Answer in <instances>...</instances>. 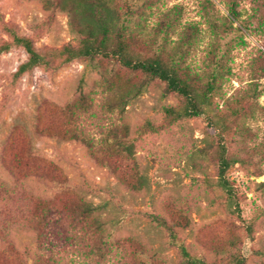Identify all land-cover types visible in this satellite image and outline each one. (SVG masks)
I'll use <instances>...</instances> for the list:
<instances>
[{"label":"rangeland","instance_id":"obj_1","mask_svg":"<svg viewBox=\"0 0 264 264\" xmlns=\"http://www.w3.org/2000/svg\"><path fill=\"white\" fill-rule=\"evenodd\" d=\"M238 2L240 16L233 22L224 0H165L159 10L178 5L181 24L197 27L185 65L199 74L205 71L213 43L212 26H229L234 42L226 60L229 74L214 100L218 117L229 113L248 85L256 88L250 110L236 125L226 120L227 146L239 158L228 175L241 219L226 212L223 196L213 186L218 136L210 133L203 118L169 123L162 109L180 107L182 98L167 91L164 83L151 82L120 114H107L98 108V74L85 61L60 65L53 60L51 69L35 68L16 79L14 73L27 55L14 47L0 55V264H28V256L41 254L31 223L47 203L68 208L77 196L99 207L104 229L116 238L106 264H139L145 259L149 264H179L166 232L150 222L152 215L175 225L178 239L207 263L231 264L232 256L239 254L244 264H264V78L257 75L264 70L254 73L250 67L252 60L264 56V26L254 16L257 2L263 0ZM155 17L156 13L152 22ZM5 27L32 39L42 54L77 45L67 15L46 11L37 0H0V43L11 40ZM177 38L171 37V47ZM254 67L264 69V62ZM82 95L94 105L93 114L70 124L66 108L75 106ZM146 121L157 132L146 131ZM74 129L90 139L91 148L67 138ZM112 132L122 136L130 152L110 151ZM48 170L52 179L70 188L50 190L43 179ZM136 174L146 178L147 188L141 192L129 189ZM246 224L251 226L249 233ZM71 232L76 240L59 249L58 264L82 263L92 244L84 229Z\"/></svg>","mask_w":264,"mask_h":264},{"label":"trees","instance_id":"obj_2","mask_svg":"<svg viewBox=\"0 0 264 264\" xmlns=\"http://www.w3.org/2000/svg\"><path fill=\"white\" fill-rule=\"evenodd\" d=\"M46 11H61L67 15L71 31L76 35L77 45L67 44L59 49H50L47 54L38 52L33 40L20 36L12 27H5L10 37L9 42L0 43V55L9 52L14 47L22 48L26 61L21 63L14 78L32 72L35 68L51 69L53 60L60 65L69 64L75 60H83L86 66L98 74L96 88L101 101L98 108L107 114L121 113L124 106L139 96L146 87L157 80L164 83L167 91L182 98L180 107H164L163 116L169 123H176L191 118H203L210 133H216L217 145L215 151L216 175L213 186L223 196V204L228 214L241 219V209L236 189L229 178L230 168L239 158L230 153L227 146L228 132L226 120L236 125L240 116L250 110L249 103L256 96L253 84L247 86L243 96L236 98L229 108V113L219 116L214 100L219 96L223 79L229 74L227 57L234 40L230 37L229 26H212L213 43L207 51L205 71L203 74L192 72L185 59L193 42L197 38L198 29L193 24H181L182 10L173 5L165 10V0H37ZM231 22L239 20L238 0H224ZM264 8V0L255 7L254 16L264 26V19L259 13ZM156 13L155 20L151 19ZM264 13V9H263ZM261 15V14H260ZM38 24L32 29L37 30ZM177 36L175 45L171 47V37ZM143 47L141 50L139 48ZM264 62L263 57H257L251 62V71L259 73L263 68L254 67L256 63ZM104 64V66H102ZM254 67V68H253ZM120 72L123 75L120 76ZM264 78V73L257 74ZM135 76L141 80L134 81ZM123 77V78H122ZM252 86V87H251ZM88 97L82 95L75 106H68V120L76 123L79 117L93 114V104H88ZM73 109L74 112H73ZM235 122V123H233ZM146 131L157 132V128L149 121L144 126ZM75 128V127H73ZM75 129L67 136L70 141L80 142L91 148L90 139L80 136ZM209 133V134H210ZM110 144L112 150L122 155V148L130 152V146L122 144V136L112 132ZM43 179L50 190H67L70 186L64 181H56L50 177L48 170ZM129 182V189L141 192L147 188L146 178L136 174ZM99 207L77 196L68 208H58L47 205L31 223L41 249V254L28 256V264H58L61 262L59 251L66 243L75 242L72 234L75 228L84 229L90 238L89 251L84 255L82 263L72 260L68 264H106L113 257L111 244L116 240L112 231L104 229V223L98 214ZM264 214V210L262 211ZM150 222L167 234V244L177 250L179 264H214L207 263L203 258L193 256L187 247L178 239L175 225L159 216H149ZM246 232L251 231L250 225H245ZM59 243H61L59 245ZM60 249V250H59ZM143 258L151 259L140 253ZM139 257V256H138ZM245 258L234 254L231 264H244ZM86 262V263H85ZM139 264H149L148 260Z\"/></svg>","mask_w":264,"mask_h":264}]
</instances>
